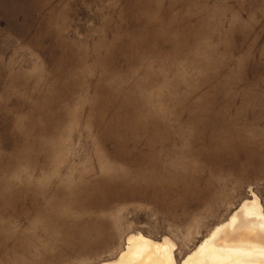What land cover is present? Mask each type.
<instances>
[{
    "label": "rangeland",
    "instance_id": "374dc122",
    "mask_svg": "<svg viewBox=\"0 0 264 264\" xmlns=\"http://www.w3.org/2000/svg\"><path fill=\"white\" fill-rule=\"evenodd\" d=\"M264 210V0H0V264L179 263Z\"/></svg>",
    "mask_w": 264,
    "mask_h": 264
},
{
    "label": "bare ground",
    "instance_id": "6f19581e",
    "mask_svg": "<svg viewBox=\"0 0 264 264\" xmlns=\"http://www.w3.org/2000/svg\"><path fill=\"white\" fill-rule=\"evenodd\" d=\"M175 244L156 242L141 232L127 236L124 249L110 261L96 264H264V210L257 195L243 200L179 263Z\"/></svg>",
    "mask_w": 264,
    "mask_h": 264
}]
</instances>
